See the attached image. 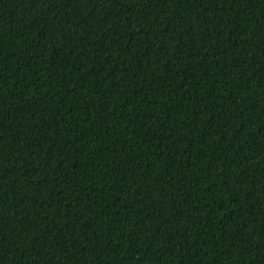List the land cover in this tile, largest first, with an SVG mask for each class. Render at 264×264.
Returning <instances> with one entry per match:
<instances>
[{
    "label": "trees",
    "instance_id": "obj_1",
    "mask_svg": "<svg viewBox=\"0 0 264 264\" xmlns=\"http://www.w3.org/2000/svg\"><path fill=\"white\" fill-rule=\"evenodd\" d=\"M0 264H264V0H0Z\"/></svg>",
    "mask_w": 264,
    "mask_h": 264
}]
</instances>
